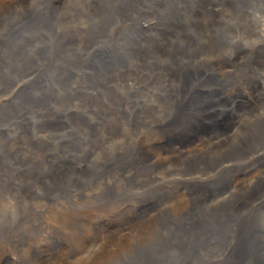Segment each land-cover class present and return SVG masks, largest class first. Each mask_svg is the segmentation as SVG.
Here are the masks:
<instances>
[{
    "label": "bare ground",
    "instance_id": "6f19581e",
    "mask_svg": "<svg viewBox=\"0 0 264 264\" xmlns=\"http://www.w3.org/2000/svg\"><path fill=\"white\" fill-rule=\"evenodd\" d=\"M130 124L137 156L125 141ZM0 128L10 135L3 159L37 139L54 150L56 176L67 153L81 158L72 167L83 202L113 200L129 213L131 190L164 193L156 215L107 232L64 212L63 222L43 218L37 241L54 247L34 258L0 250V264H111L119 251L128 264H194L221 252L264 264V0H0ZM106 135L110 179L98 182L89 146ZM151 158L167 161L147 169ZM8 181L0 174L11 192ZM13 211L0 210L6 225Z\"/></svg>",
    "mask_w": 264,
    "mask_h": 264
},
{
    "label": "rangeland",
    "instance_id": "374dc122",
    "mask_svg": "<svg viewBox=\"0 0 264 264\" xmlns=\"http://www.w3.org/2000/svg\"><path fill=\"white\" fill-rule=\"evenodd\" d=\"M65 125H67V124H65ZM132 127H133L132 124L123 126V129L126 132V136H128L125 141L127 144L131 143L132 150L136 155L134 153H132V151H131V153H132V155L134 154L133 156H137L139 154L138 153L139 149L136 148L134 146V144L132 142H129V141H131L132 139H135V141H137L139 139V136H137L139 134V132H137V129L135 130ZM1 130H4V128H0V132H1ZM127 130H129V131H127ZM130 130L131 131L134 130V132L132 131V133H131ZM43 133L45 135H47V133H48L47 137L51 136L47 130H45L41 134H43ZM73 133L74 134L71 135V138H74V140H76L77 139V135H76L77 133H75V132H73ZM143 134H144L143 137L145 139H147V135L145 133H143ZM52 136H54V135H52ZM9 137H10V135H8V134L0 135V140L2 138H7L10 140ZM103 139H105L107 142L104 141L105 143L103 142L101 144H95V145L89 146V149H91L92 151H91V155L88 157V159L93 160V164L95 167L100 165L97 168L98 170L96 169L97 170L96 172L97 173L99 172L101 175H94L97 178L98 182L100 180H102V178H103L102 181H104V182H108L110 179V177H109L110 172L107 173V169L105 171H103L104 167L102 168V166H103L104 162H101L102 160L105 161V158L107 159L109 157L110 153H108V152H110L111 147L108 146L109 145L108 141L110 139H108V135H106L105 138H103ZM42 140L43 139H37L36 141H29L27 143H21L19 145H16L11 156L8 155L4 159L0 157V174L8 176L9 181L7 183L13 185L11 192L0 189V210L5 209L6 206L11 208V210H14L11 213V218L13 219V222H14V225H12V226L6 225V223H4L2 221L1 216H0V250L7 252L9 254H12L14 256L18 255V254L20 256L21 255L23 256L22 253H26V251H27V252H29L28 254L33 256V258H34L33 253H35L34 251H39L42 249L43 250L42 253L47 254L48 251L46 249H49V246L51 248H53L55 243H53V239H51L52 243L50 245L48 244V246H47V243L45 241L41 240L40 244L37 241L45 232V229L42 228V225H43L42 220H43V218H47V219L53 218V220L63 222L62 214H64V213L68 214L69 217L71 216L70 217L71 221L76 222V223H74L75 225L78 223H81V221H82L81 224L86 225L88 222V219H89V222L87 224L89 227H90V224H91V226H93V229H98V227L99 228L101 227V229L104 230L103 232H107L110 228H114L115 226L117 227L118 225H121L123 222H126V221L131 222L136 215L142 214L140 212L147 211V213H151L153 215L157 214L155 207L154 206L152 207V205H155L160 199H162L164 197V193H161V194L156 193V194H153L152 196L150 195L148 197H143L142 193H140V195H139V193L138 194L136 193L137 191H139V189L138 190H131V191H136V192H135V195L133 197V202H132L133 209L131 208L133 211H130L129 213L128 212L127 213L119 212L118 209H116V206L118 205V203L113 201V200H109L112 203L109 201L107 203H104L103 204L104 207H101L102 202H100V204H98V205L90 204V202L88 203V201L83 202L84 197L80 193L81 191L79 192L78 181H77L78 178H76L75 171H73V167H72V164L75 163V161L77 162L81 158H75L74 159V152H72V151L67 153V155L65 156V167H64L63 171L61 172V175L56 176L54 174V173H56V170L54 169L53 166H51L52 164H54L56 162L55 156H54V158L49 157L50 151L52 153H54V150L52 148L44 145ZM126 143H124V144H126ZM120 144L121 143H117L115 145V148H116V149H114L115 152H116V150H118L117 147ZM76 146L83 148L82 145H80V144H76ZM97 148H99V149L101 148L100 149L101 151H98V154L96 153ZM106 153L108 156L105 155ZM77 154H78V152H77ZM97 159H98V162H95L96 163L95 164L94 161ZM151 159H149V161ZM99 160H100V162H99ZM156 160H157V158H153L150 161V163H149V161H148V163L150 165L153 164V166H156L157 165L156 163L161 164L160 162L164 163L165 161H167V160L164 161L162 159H159L156 162ZM152 161H154V162H152ZM11 162L13 163V165L11 164ZM149 164L147 166L148 167L147 169H150L153 167L152 165L149 167ZM16 168H18V170L15 173ZM54 176L58 177V178H54ZM102 176L106 177V179H104V177H102ZM99 177L101 178L100 180L98 179ZM81 178L84 180L83 177H81ZM87 182H90V181H87ZM93 182H95V181L91 180L90 183L92 184ZM80 185H82V184H79V187L81 188ZM147 185L148 184L144 185L143 187H146ZM86 186H89V184H87ZM181 186H182V189L188 188L186 181L185 182L183 181ZM1 188H3V187H1ZM91 188H92V190L94 189L93 186ZM135 189H137V188H135ZM83 191L90 193L91 190H83ZM156 195L158 197H156ZM154 197H156L157 199ZM138 198H140V199L144 198V199L140 200ZM150 198H152L153 200ZM16 203H20L18 205V207H15ZM43 205H44V207H43ZM93 205H94V208H93ZM106 206H108V207H106ZM146 207H148L149 209ZM91 208L93 209L92 210L93 212L91 211ZM100 210H101V212H100ZM83 211H85V212H83ZM87 211H89V212L87 213ZM62 212H64V213H62ZM111 212H112V215H111ZM192 212H193L194 216L200 215V217H202V211L200 210V208H197ZM192 212L190 211V213H192ZM195 212H197V214ZM80 213H85L86 215L87 214L88 215L87 216H84V215L79 216ZM90 213H92V214H90ZM94 213H95V215L98 213L96 215V218L94 216ZM130 213H131V215H130ZM101 214L105 215V216L102 215L104 218L101 216ZM228 214H229V212L227 213V215ZM73 215H74V217H72ZM114 215H115V217H114ZM109 216L110 217L112 216V217L109 218ZM99 217H100V221H99V219H97ZM105 217H106V219L107 218H109V219L106 220ZM93 218H95L94 219L95 221L93 220ZM78 219H80V220H78ZM90 220L93 223L92 222L90 223ZM117 220H118V222H116ZM110 221H111V223H110ZM83 222H86V223H83ZM174 222H173V224H174ZM94 224L95 225L97 224V226H95ZM107 224H109V225H107ZM234 224L235 223L233 221V225ZM225 225L228 226L226 223H225ZM31 226L36 228V230L31 231L29 233H26V231ZM103 226H105V227H103ZM64 228H65V226H64ZM64 228H63V231L66 230ZM84 228H83V230H84ZM83 230L81 229V227L76 229V231L79 233H81V232L84 233L85 231L83 232ZM88 230H91V227L88 228ZM50 231L51 230H47L46 236L49 235ZM89 233H90V231H89ZM89 233L87 235H85L84 238H86V236H88ZM157 234L160 235V232H157ZM48 239H50V236H48ZM118 239H120V237ZM33 243H35V245H33ZM62 245H64V241L62 242ZM33 247H35V248H33ZM36 247H37V249H36ZM227 247L228 246H226L225 249ZM116 254L115 253H109V255H108V256H110L109 260L113 262V263L111 262V264H128L129 261H126V262L124 261L125 259H123L121 251L117 252ZM111 255H113V256H111ZM217 255H220V256H217L218 258L215 257L214 259L212 257H201V258H199L201 260H199V259L196 260V262L194 264H196V263L197 264H202V263L203 264H218L219 263L218 261H221V263H219V264H223V263L224 264H241V262L236 261L232 256L226 255V253H224V252H221L220 254H217ZM223 256L228 257V258L232 257L234 260L229 261L228 258H224ZM209 259L211 260L212 263L209 261ZM216 259L218 261H216ZM115 260H117V261L115 262ZM15 261H17V260H15ZM118 261H119V263H117ZM120 261H121V263H120Z\"/></svg>",
    "mask_w": 264,
    "mask_h": 264
}]
</instances>
